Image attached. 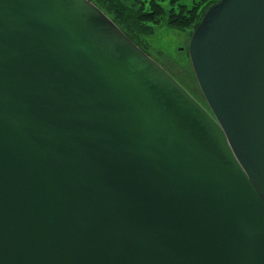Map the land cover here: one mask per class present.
Returning a JSON list of instances; mask_svg holds the SVG:
<instances>
[{"label":"water","instance_id":"1","mask_svg":"<svg viewBox=\"0 0 264 264\" xmlns=\"http://www.w3.org/2000/svg\"><path fill=\"white\" fill-rule=\"evenodd\" d=\"M188 56L208 110L91 0H0V264H264V0Z\"/></svg>","mask_w":264,"mask_h":264},{"label":"trees","instance_id":"2","mask_svg":"<svg viewBox=\"0 0 264 264\" xmlns=\"http://www.w3.org/2000/svg\"><path fill=\"white\" fill-rule=\"evenodd\" d=\"M217 0H92L140 47V35L162 22L174 29H193Z\"/></svg>","mask_w":264,"mask_h":264},{"label":"rangeland","instance_id":"3","mask_svg":"<svg viewBox=\"0 0 264 264\" xmlns=\"http://www.w3.org/2000/svg\"><path fill=\"white\" fill-rule=\"evenodd\" d=\"M193 29H174L161 23L140 35V47L167 71L205 108L188 58V43Z\"/></svg>","mask_w":264,"mask_h":264}]
</instances>
